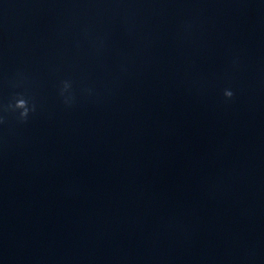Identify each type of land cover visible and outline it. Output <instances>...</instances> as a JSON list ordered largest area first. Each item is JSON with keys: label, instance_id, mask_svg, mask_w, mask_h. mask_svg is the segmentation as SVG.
Wrapping results in <instances>:
<instances>
[{"label": "water", "instance_id": "water-1", "mask_svg": "<svg viewBox=\"0 0 264 264\" xmlns=\"http://www.w3.org/2000/svg\"><path fill=\"white\" fill-rule=\"evenodd\" d=\"M17 92L0 264H264V0H0Z\"/></svg>", "mask_w": 264, "mask_h": 264}, {"label": "clouds", "instance_id": "clouds-1", "mask_svg": "<svg viewBox=\"0 0 264 264\" xmlns=\"http://www.w3.org/2000/svg\"><path fill=\"white\" fill-rule=\"evenodd\" d=\"M70 88V81L63 80L60 82L59 95L63 102L69 106L71 104V99L70 96H65V93L68 92ZM233 95L234 93L230 89L225 88L223 90V96L225 98H232ZM0 110L5 113H13L15 115V119L19 123L23 124L27 123L30 114L35 113L36 105L31 101L30 97H26L22 92H17L13 94L12 99L6 105L0 106ZM3 123H5V117L0 115V124Z\"/></svg>", "mask_w": 264, "mask_h": 264}]
</instances>
